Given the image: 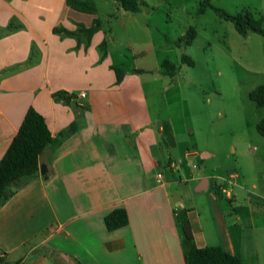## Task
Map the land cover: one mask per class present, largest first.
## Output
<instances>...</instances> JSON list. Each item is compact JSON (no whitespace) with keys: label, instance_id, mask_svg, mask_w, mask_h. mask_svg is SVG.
<instances>
[{"label":"crops","instance_id":"0c3cea01","mask_svg":"<svg viewBox=\"0 0 264 264\" xmlns=\"http://www.w3.org/2000/svg\"><path fill=\"white\" fill-rule=\"evenodd\" d=\"M115 6L126 11L118 0ZM174 41L165 37L157 49L170 50ZM121 45L97 12L67 0H0V160L31 107L54 139L39 156L47 177L39 169L0 207V264H185L194 246L214 245L200 244L209 230L202 225L197 233L191 222L208 190L220 223L216 245L241 264H264L256 239L241 246L227 226L231 213L240 224L232 203L242 185L225 165L224 136L205 146L198 127L188 126L190 110L177 108L176 90L166 86L163 62L171 60L139 65L137 55L153 43L140 51ZM114 67L123 71L120 81ZM216 155L224 157L214 165ZM227 185L231 196L221 190ZM116 207L127 210L129 222L109 230L105 217Z\"/></svg>","mask_w":264,"mask_h":264},{"label":"rangeland","instance_id":"374dc122","mask_svg":"<svg viewBox=\"0 0 264 264\" xmlns=\"http://www.w3.org/2000/svg\"><path fill=\"white\" fill-rule=\"evenodd\" d=\"M95 1V5L99 4L97 14L102 25L112 29L118 46L123 41L131 42L133 48L140 51L146 49L147 44H154L148 53L137 55L139 65L145 60L143 65L156 67L157 57L176 64L178 74L166 76V86L171 91L176 90L172 99L174 105L180 110L183 107L190 110L191 118L188 123L187 118L183 122L198 127L196 136L200 143H206L205 140L221 132L223 144H227L223 151L227 153L225 165L231 169L229 173L237 171L241 175L238 181L242 195L232 203L234 207L238 205L241 221L237 225V214H227V226L241 246L246 247L243 242L256 239V247L264 250V136L256 128L264 117V106L258 107L249 97L251 90L264 84V35L255 31L239 33L234 23L215 9L232 15L250 10L256 18L263 17L264 25V0H210L204 12L200 9L205 0H139V12L126 10L123 13L116 10V0ZM191 27L196 31L191 43L172 45L165 51L157 49L165 37L175 40L176 44L181 38L186 40ZM183 55L192 58L194 65L184 62ZM130 56L129 52L128 65L134 58ZM121 61L119 59V63ZM220 111L225 114L221 115ZM203 127L208 130L203 131ZM222 158L216 155L215 162H211L219 164ZM227 186L233 188V185ZM210 191L201 193L197 202L200 216L192 214L191 222L197 233L202 225L209 230L204 233L205 242L199 240L200 244L216 245L222 241L220 223L213 220L215 213L209 207Z\"/></svg>","mask_w":264,"mask_h":264},{"label":"trees","instance_id":"16d2710c","mask_svg":"<svg viewBox=\"0 0 264 264\" xmlns=\"http://www.w3.org/2000/svg\"><path fill=\"white\" fill-rule=\"evenodd\" d=\"M120 5L128 11L138 12L141 9L139 0H118ZM71 7L88 13H96L97 7L95 0H67ZM210 4V0H205L202 8ZM224 18L231 20L237 31L243 35L248 31H255L264 35L263 17L256 18L250 10L239 12L235 15L229 14L220 8H215ZM95 23H100L95 18ZM97 27L86 29L91 34ZM59 30V29H57ZM187 39L182 38L177 42L178 45L191 43L196 35L194 28L187 32ZM182 60L190 65L194 61L187 55L182 56ZM163 66L166 71L174 75L176 66L172 62L165 60ZM117 80L123 77V71L114 67ZM249 97L258 107L264 106V84H260L249 92ZM257 131L264 136V117L256 124ZM54 143L49 126L45 118L35 108L31 107L27 111L23 122L14 136L9 148L0 160V207L9 200L21 187L25 186L33 177L37 176L40 169L39 156L43 150ZM129 216L123 207H116L105 217V223L109 230H113L127 225ZM185 235L191 238L188 226H184ZM2 258L0 257V262ZM185 264H241V258L221 246L209 245L203 247L194 246L185 255Z\"/></svg>","mask_w":264,"mask_h":264},{"label":"built area","instance_id":"2783aa9c","mask_svg":"<svg viewBox=\"0 0 264 264\" xmlns=\"http://www.w3.org/2000/svg\"><path fill=\"white\" fill-rule=\"evenodd\" d=\"M81 96H85V93H81ZM234 173H232V175H233ZM157 175H158V178H159V180L162 178V173L161 172H158L157 173ZM221 190H222V192H224L225 194H227L228 196H231V191L229 190V189H225L224 187H221Z\"/></svg>","mask_w":264,"mask_h":264},{"label":"water","instance_id":"95a60500","mask_svg":"<svg viewBox=\"0 0 264 264\" xmlns=\"http://www.w3.org/2000/svg\"><path fill=\"white\" fill-rule=\"evenodd\" d=\"M40 173L44 178L47 177V167L44 164L40 165Z\"/></svg>","mask_w":264,"mask_h":264}]
</instances>
